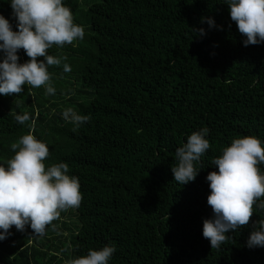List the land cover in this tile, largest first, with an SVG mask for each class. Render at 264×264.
I'll return each instance as SVG.
<instances>
[{"label": "trees", "instance_id": "16d2710c", "mask_svg": "<svg viewBox=\"0 0 264 264\" xmlns=\"http://www.w3.org/2000/svg\"><path fill=\"white\" fill-rule=\"evenodd\" d=\"M63 3L84 39L49 49L71 67H49L55 95L28 85L18 96L0 95V165L29 132L31 120L14 119L26 111L49 147L46 166L67 163L83 199L42 237L27 225L10 228L0 264H66L106 245L116 249L109 264H264V247H247L254 222L264 220L258 207L219 250L202 235L213 218L206 177L218 168L211 161L237 137L256 136L264 146V42L243 44L225 0ZM0 15L18 31L10 0H0ZM201 28L204 35L193 31ZM17 55L19 63L29 59L23 49ZM67 107L90 121L73 131L61 115ZM202 127L211 147L195 180L178 184L175 150Z\"/></svg>", "mask_w": 264, "mask_h": 264}, {"label": "clouds", "instance_id": "9594fccd", "mask_svg": "<svg viewBox=\"0 0 264 264\" xmlns=\"http://www.w3.org/2000/svg\"><path fill=\"white\" fill-rule=\"evenodd\" d=\"M225 3L239 33L246 37L243 44L264 42V0H225ZM10 7L18 21V31H13L9 21L0 15V95L18 96L25 85L44 88L46 95H55L49 67L62 66L64 73L70 72L71 67L65 62L67 56L51 55L49 49L82 41L84 28L74 23L73 14L63 0H10ZM204 19L210 27L214 26L211 18ZM193 31L205 34L203 28ZM20 49L29 58L24 63L18 62ZM61 115L74 125L73 131L91 119L73 107L65 108ZM14 119L21 125L30 120L31 123L29 132L11 143L14 155L7 160V167L0 165V241L11 235L9 230L13 226L23 232L27 225L33 236H44L62 212L78 208L83 199L79 180L68 175L67 163L46 166L49 147L33 134L35 118L25 111L14 114ZM208 133L207 127L193 131L186 143L175 150L177 163L171 171L178 184L195 180L202 168L198 169L196 164L211 147L205 138ZM211 163L218 168L206 177L211 190L207 204L213 218L204 220L202 235L209 240L211 249L219 250L232 239L226 233L250 223L255 207L264 210V173L259 167L264 164V146L256 136L237 137ZM247 247H264V220L254 222ZM115 251L114 245L90 249L87 255L70 259L66 264H109Z\"/></svg>", "mask_w": 264, "mask_h": 264}]
</instances>
